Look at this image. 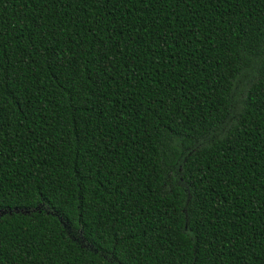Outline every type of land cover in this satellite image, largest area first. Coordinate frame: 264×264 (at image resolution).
Here are the masks:
<instances>
[{"label": "trees", "instance_id": "trees-1", "mask_svg": "<svg viewBox=\"0 0 264 264\" xmlns=\"http://www.w3.org/2000/svg\"><path fill=\"white\" fill-rule=\"evenodd\" d=\"M0 211V264H264V0H0Z\"/></svg>", "mask_w": 264, "mask_h": 264}, {"label": "rangeland", "instance_id": "rangeland-1", "mask_svg": "<svg viewBox=\"0 0 264 264\" xmlns=\"http://www.w3.org/2000/svg\"><path fill=\"white\" fill-rule=\"evenodd\" d=\"M248 77H244L242 76L239 80H238V83L236 85V99L238 100V98L241 96L242 94V91H243V88L247 85V82H248ZM235 105L232 106V108H234ZM234 112V111H233ZM175 171L176 169H173L172 170V173L175 174Z\"/></svg>", "mask_w": 264, "mask_h": 264}, {"label": "water", "instance_id": "water-1", "mask_svg": "<svg viewBox=\"0 0 264 264\" xmlns=\"http://www.w3.org/2000/svg\"><path fill=\"white\" fill-rule=\"evenodd\" d=\"M1 212V211H0Z\"/></svg>", "mask_w": 264, "mask_h": 264}]
</instances>
